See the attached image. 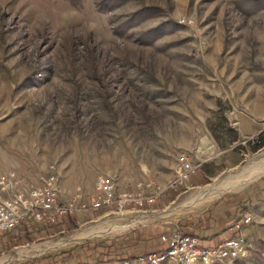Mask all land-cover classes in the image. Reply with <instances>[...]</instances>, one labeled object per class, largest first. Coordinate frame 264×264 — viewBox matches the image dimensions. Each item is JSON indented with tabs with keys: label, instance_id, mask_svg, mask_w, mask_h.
I'll return each mask as SVG.
<instances>
[{
	"label": "rangeland",
	"instance_id": "1",
	"mask_svg": "<svg viewBox=\"0 0 264 264\" xmlns=\"http://www.w3.org/2000/svg\"><path fill=\"white\" fill-rule=\"evenodd\" d=\"M135 11L142 19L126 23ZM161 23L154 42L138 39ZM262 131L264 0H0V175L20 189L53 171L58 200L88 214L61 216L70 228L57 241H20L18 227L0 264L51 255L72 234L162 231L262 191ZM180 154L195 172L170 187ZM104 174L133 199L124 209L89 207ZM260 203L247 255L214 264H264V190Z\"/></svg>",
	"mask_w": 264,
	"mask_h": 264
},
{
	"label": "built area",
	"instance_id": "2",
	"mask_svg": "<svg viewBox=\"0 0 264 264\" xmlns=\"http://www.w3.org/2000/svg\"><path fill=\"white\" fill-rule=\"evenodd\" d=\"M187 22H191L190 20ZM195 172L187 156L180 154L174 169L170 187L186 181ZM18 178L9 172L0 175V235L9 233L29 219L37 223L55 224L61 216H73L84 211L86 205L74 201L65 203L58 200L57 175L51 171L43 177L42 185H25L18 189ZM149 185V184H148ZM133 199L129 193L116 194L112 175L104 174L97 179V194L92 198L89 207L97 210L102 207L118 206L124 209ZM153 197L147 198L150 202ZM138 202H141L138 201ZM252 220L251 215L236 218L231 229L239 235L227 236L210 244L201 242L197 234L182 231L179 227L161 232V247L125 256L118 260L103 259L97 262L82 264H214L233 261L247 255V245L240 234Z\"/></svg>",
	"mask_w": 264,
	"mask_h": 264
},
{
	"label": "crops",
	"instance_id": "3",
	"mask_svg": "<svg viewBox=\"0 0 264 264\" xmlns=\"http://www.w3.org/2000/svg\"><path fill=\"white\" fill-rule=\"evenodd\" d=\"M263 190L261 191L259 188H253V190L249 192L246 197L243 199L241 198L240 201L232 202V198V200L228 202L226 199L225 201L221 200L216 205L212 206V208L208 210V213L204 214V216L188 217L187 221H184V223L180 225L176 224L170 228L179 227L182 231L197 234L200 237L201 242L204 244L215 243L227 236H237L239 233L231 229V224L236 218H238L237 216L240 215V206H242V210L245 211V215L249 214L252 217L254 216L259 218V210H261L260 201L262 199ZM85 217L87 218L88 214L81 215L78 213L77 215L70 216L68 218L73 222H78L80 219H85ZM26 224L28 226H32L30 228H33L31 230L35 236V239L29 243L43 240V238L57 241L60 239V237H63L62 234L65 233V229L70 228V224L67 223L65 225L64 221H57L56 224L46 225L44 223H37L36 221L29 219L28 223ZM245 227L242 229L240 233L241 235L244 232L243 230H245V232L249 230L247 227L245 229ZM170 228H165L162 231L156 228H139L129 231L128 233L118 236L117 238H107L100 240L83 239L80 241H74L77 237L72 236V234L62 243L58 242L55 244V249L60 248V251H54L51 253V255L45 257H32V259H29L30 261H28V263L26 262L25 264H80L97 262L99 260L106 259L108 256L121 255L123 253L128 255H136L138 253L156 250L161 247L159 235L161 232L167 231ZM17 229L18 228H16V231H14L19 232ZM14 231L12 232L14 233ZM12 232H9L6 236H4L5 233L2 236L0 235V243H5L7 236H9L10 233L13 234ZM84 241H88L85 251H82L78 247L69 250L83 243ZM13 242H15V240H13ZM64 243L71 244H69L68 247L62 249L61 246Z\"/></svg>",
	"mask_w": 264,
	"mask_h": 264
},
{
	"label": "trees",
	"instance_id": "4",
	"mask_svg": "<svg viewBox=\"0 0 264 264\" xmlns=\"http://www.w3.org/2000/svg\"><path fill=\"white\" fill-rule=\"evenodd\" d=\"M68 2H69V4H70L72 7H78V6L81 4V0H68ZM145 10H147V9H142L141 11L144 12ZM142 12H141V13H142ZM141 13H140V11H135L134 13H132V14L128 17L126 23H129V24H130V23H132V24L137 23V22H138V18H139V19H142V17H141ZM163 26H164V23H161V24H159V25H156V26H154V27H152V28H150V29H147V30H145V31H143V32H141V33H139L138 39H139L141 42H143V43H147V44L154 42L156 38H158L162 33H164V31H163ZM119 27H122V26L119 25ZM122 29H123L124 31H126L125 28L122 27ZM263 134H264V131H262V132L259 134V136H262ZM256 140H258V139H256ZM251 142L255 143L254 140H252ZM262 142H264V140H263V141L258 140V141L256 142L255 145L262 144ZM56 223H57V222H56ZM56 223H55V224H56ZM42 224H43V223H42ZM44 224H45V223H44ZM46 225H48V224H46ZM52 225H53V224H52ZM20 226L22 227V230H21V232H19V235H18V236H21V237H19L18 240L22 241V239H24V241H28V242L33 241V240H34V235H33L34 233H33L32 230H31V229H33V228H30V227H32V226H30V225L28 226L27 224H21ZM0 237H1V236H0ZM0 240H1V238H0ZM87 245H88V241H84L83 243H81V244H79V245H77V246H75V247H73V248H71V249H69V250H72V249H75V248L78 247V248L81 249L82 251H85ZM125 256H133V255H128V254H126V253H123V254H121V255L119 254V255H115V256H108L106 259L118 260V259H120V258H122V257H125ZM80 264H82V263H80Z\"/></svg>",
	"mask_w": 264,
	"mask_h": 264
},
{
	"label": "bare ground",
	"instance_id": "5",
	"mask_svg": "<svg viewBox=\"0 0 264 264\" xmlns=\"http://www.w3.org/2000/svg\"><path fill=\"white\" fill-rule=\"evenodd\" d=\"M264 159V158H263ZM224 184V183H223ZM217 189V188H216ZM215 191V190H214Z\"/></svg>",
	"mask_w": 264,
	"mask_h": 264
}]
</instances>
